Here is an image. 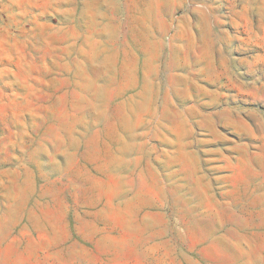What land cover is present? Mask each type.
<instances>
[{
	"label": "rangeland",
	"instance_id": "rangeland-1",
	"mask_svg": "<svg viewBox=\"0 0 264 264\" xmlns=\"http://www.w3.org/2000/svg\"><path fill=\"white\" fill-rule=\"evenodd\" d=\"M0 264H264V0H0Z\"/></svg>",
	"mask_w": 264,
	"mask_h": 264
}]
</instances>
